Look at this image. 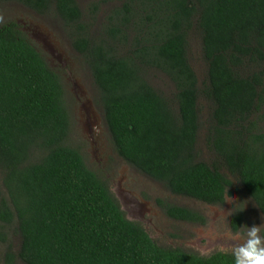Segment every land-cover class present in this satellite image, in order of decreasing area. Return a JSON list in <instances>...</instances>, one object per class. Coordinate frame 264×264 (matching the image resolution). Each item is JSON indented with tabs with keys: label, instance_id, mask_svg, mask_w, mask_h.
<instances>
[{
	"label": "trees",
	"instance_id": "16d2710c",
	"mask_svg": "<svg viewBox=\"0 0 264 264\" xmlns=\"http://www.w3.org/2000/svg\"><path fill=\"white\" fill-rule=\"evenodd\" d=\"M0 1L62 22L127 164L173 194L215 205L230 194V175L264 214V0H97L86 13L76 0ZM106 3L113 5L96 26ZM149 70L166 76L172 98L149 83ZM201 99L211 161L197 149ZM72 122L61 76L15 22L3 23L0 264H234L228 252L157 245L89 168L71 141ZM158 203L174 219L204 220L191 208ZM242 213L231 218L235 229Z\"/></svg>",
	"mask_w": 264,
	"mask_h": 264
},
{
	"label": "rangeland",
	"instance_id": "374dc122",
	"mask_svg": "<svg viewBox=\"0 0 264 264\" xmlns=\"http://www.w3.org/2000/svg\"><path fill=\"white\" fill-rule=\"evenodd\" d=\"M76 1L86 13L90 4L97 0ZM112 5L113 3H106L99 8L94 22L96 26L106 17ZM8 22H15L25 32L61 76L66 103L73 119L71 141L81 148L89 168L109 184L125 216L142 224L157 245L192 249L203 255L217 250L232 252V247L239 243L233 239L237 232H231L228 223L229 215L234 210L243 212L244 221L238 232L241 238L245 231L242 228L252 225H261V235L264 236V214L244 192L236 178L228 175L232 185L224 205L212 206L174 195L161 182L139 172L118 156L113 149L102 110L95 102L97 97L91 73L73 50L64 26L56 16L51 13L39 15L15 1H0V26ZM190 43L191 63L200 76L204 68L199 56V41L192 38ZM147 79L156 90L167 98H172L174 88L164 74L149 70ZM200 107L202 125L197 133L199 159L211 161L213 154L204 142L209 107L203 99L200 100ZM158 200L198 208L206 214L208 222L206 226H199L173 221L163 213ZM11 237L13 251L17 252L20 239L16 235Z\"/></svg>",
	"mask_w": 264,
	"mask_h": 264
},
{
	"label": "clouds",
	"instance_id": "9594fccd",
	"mask_svg": "<svg viewBox=\"0 0 264 264\" xmlns=\"http://www.w3.org/2000/svg\"><path fill=\"white\" fill-rule=\"evenodd\" d=\"M244 237L237 233L233 239L239 241L232 247L234 264H264V236L261 225L245 226Z\"/></svg>",
	"mask_w": 264,
	"mask_h": 264
},
{
	"label": "flooded vegetation",
	"instance_id": "af4514ba",
	"mask_svg": "<svg viewBox=\"0 0 264 264\" xmlns=\"http://www.w3.org/2000/svg\"><path fill=\"white\" fill-rule=\"evenodd\" d=\"M131 166V165H130ZM136 169V168H135ZM163 184V183H162ZM164 185V184H163ZM174 195H176V194H174ZM228 194H226L225 196H224V202H223V204H220V205H215V204H211L212 206H223L224 205V203H225V200H226V196H227ZM177 196H181V197H186V196H182V195H177ZM187 198H189V197H187ZM190 199H192V198H190ZM193 200H195V199H193ZM200 202H202V201H200ZM165 203H172V204H174V205H178V206H184V205H179V204H175V203H173V202H168V201H166ZM209 205V204H208ZM161 206V205H160ZM257 206V205H256ZM184 207H187V208H191V209H193V210H195L197 213H199V214H201L203 217H204V220H203V222H193V221H182V222H187V223H191V224H196V225H199V226H206V224H207V222H208V218H207V216H206V214L203 212V211H201L200 209H198V208H193V207H188V206H184ZM162 208V211H163V213L167 216V217H169L170 219H172L173 221H181V220H178V219H174V218H172V217H170V216H168L167 214H166V212H165V210L163 209V207H161ZM240 210H234L233 211V213L232 214H230L229 215V218H228V223H229V228H230V231L231 232H239V230H240V228L242 227V225H243V221H244V216H243V213H242V217H241V223H240V225L239 226H237V229H235L233 226H232V224H231V218H232V216L235 214V213H238ZM242 212V211H241ZM262 213V212H261ZM142 225V224H141ZM144 228V227H143ZM145 229V228H144ZM146 231V230H145ZM147 232V231H146ZM149 235V234H148ZM150 236V235H149ZM151 238V237H150ZM152 239V238H151ZM177 248H180V247H177ZM182 250H184V251H193V252H196V251H194V250H192V249H183V248H181ZM217 251H222V250H217ZM217 251H214V252H217ZM214 252H212V253H214ZM222 252H228V253H232V252H229V251H227V250H224V251H222ZM198 253V252H197ZM212 253H210V254H204V256H208V255H211ZM199 254V253H198ZM200 255H203V254H200Z\"/></svg>",
	"mask_w": 264,
	"mask_h": 264
}]
</instances>
